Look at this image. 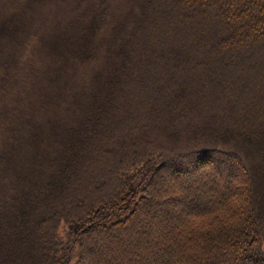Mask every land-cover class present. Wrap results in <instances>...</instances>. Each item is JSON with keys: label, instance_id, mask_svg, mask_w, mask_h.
Returning <instances> with one entry per match:
<instances>
[{"label": "trees", "instance_id": "trees-1", "mask_svg": "<svg viewBox=\"0 0 264 264\" xmlns=\"http://www.w3.org/2000/svg\"><path fill=\"white\" fill-rule=\"evenodd\" d=\"M0 264H264V0H0Z\"/></svg>", "mask_w": 264, "mask_h": 264}]
</instances>
